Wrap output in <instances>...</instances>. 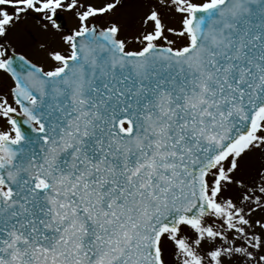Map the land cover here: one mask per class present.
Segmentation results:
<instances>
[{"label": "snow or ice", "instance_id": "snow-or-ice-1", "mask_svg": "<svg viewBox=\"0 0 264 264\" xmlns=\"http://www.w3.org/2000/svg\"><path fill=\"white\" fill-rule=\"evenodd\" d=\"M0 264H264V0H0Z\"/></svg>", "mask_w": 264, "mask_h": 264}]
</instances>
